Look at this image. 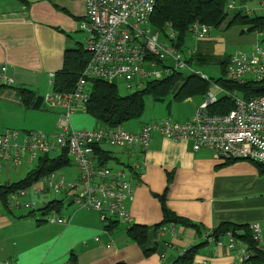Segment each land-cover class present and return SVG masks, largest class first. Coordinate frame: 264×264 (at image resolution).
<instances>
[{
    "label": "crops",
    "instance_id": "0c3cea01",
    "mask_svg": "<svg viewBox=\"0 0 264 264\" xmlns=\"http://www.w3.org/2000/svg\"><path fill=\"white\" fill-rule=\"evenodd\" d=\"M85 12L84 0H0V60L8 63L19 87L41 95L48 81V93L53 90L51 74L62 69L65 52L83 45L71 42L86 19ZM210 36L211 33L201 41L193 39L204 64L219 63L226 55V46L213 42ZM13 90L0 91V98L23 105L17 87ZM73 115L70 122L74 127ZM193 115L161 119L184 121ZM159 120L141 122L130 131L138 132L145 124ZM86 121L90 122L88 118ZM115 147L117 151L104 148L110 151L111 160L121 163L124 157L125 166L139 164L138 175L133 179L135 196L128 202L131 222L120 221L108 228L110 221H103L97 210L80 208L72 198L65 199L57 193L51 196L41 177L25 188L27 193L23 195L32 186L35 194L26 202H35L38 210L11 205V195L5 203L0 197V263L183 264L179 258L197 246L190 264H248L247 246L242 241L231 249L227 237L220 239L223 245L214 237L208 238L207 233L224 222L260 224L264 246V173L256 163L225 159L211 147L195 150L192 141L171 139L157 130L145 151L132 149L131 153L125 146ZM24 160L20 165L6 163L0 184L20 182L38 165L32 168L33 160ZM23 170L24 176L15 177ZM162 197L167 208L191 224L163 223ZM44 205L67 222H47L41 210ZM131 225L148 229L147 242L139 244L130 238Z\"/></svg>",
    "mask_w": 264,
    "mask_h": 264
},
{
    "label": "built area",
    "instance_id": "2783aa9c",
    "mask_svg": "<svg viewBox=\"0 0 264 264\" xmlns=\"http://www.w3.org/2000/svg\"><path fill=\"white\" fill-rule=\"evenodd\" d=\"M84 1L86 19L81 28L86 31L84 47L90 58L73 91L52 90L44 96L48 108L61 109L57 130L51 133L28 131L22 143L19 141L20 131H0V174L6 163L20 165L25 158L38 161L43 156L66 151L74 156L78 176L76 180L66 181L64 176L58 178L52 171L41 178L48 189L57 194L73 192L72 199L78 207L97 210L105 222L120 220L130 223L128 202L135 196L133 179L138 175L139 164L133 162L131 166L117 168L102 164L97 151L99 147L125 146L131 153L134 152L132 149L145 151L157 130L171 139L192 141L195 150L211 147L225 159H243L264 166V94L247 99L237 91L228 92L217 84L214 85L218 92L209 91L194 116L184 121L167 117L145 124L138 132L128 131L123 125L75 129L70 122L71 116L86 109L91 94L89 82L93 79L114 83L122 79L127 88L140 90L150 81L162 80L186 68L210 80L205 73L192 68L198 55L196 45H185L180 49L175 45L177 35L171 25L163 30L151 26L150 19L158 0ZM258 2L264 10V0ZM235 6L236 1L229 0L228 8L233 10ZM246 12L251 14V11ZM211 29L209 24L196 21L188 30L191 39L201 41L210 35ZM162 34L168 42L160 41ZM227 77L264 84V44L258 42L251 50H236L230 57ZM14 83L15 77L10 74L8 63L0 60V85L12 87ZM222 94L231 96L233 108L226 113L210 112V105ZM26 193V189L13 192L11 205L38 210L35 202L21 200ZM44 213L49 223L67 222L53 211ZM251 228L254 239L263 246L260 224L254 223ZM226 237L229 247L234 249L236 239L233 234L228 232ZM223 243L219 240L220 245ZM248 257L249 253L245 251V259Z\"/></svg>",
    "mask_w": 264,
    "mask_h": 264
},
{
    "label": "trees",
    "instance_id": "16d2710c",
    "mask_svg": "<svg viewBox=\"0 0 264 264\" xmlns=\"http://www.w3.org/2000/svg\"><path fill=\"white\" fill-rule=\"evenodd\" d=\"M228 3L229 0H158L150 23L155 30H163L171 25L177 35V43L175 45L180 49L187 45V42L191 39L188 29L196 21L209 24L212 28H219L228 20V27L234 25L242 26L241 33L258 32L264 35V15L248 14L242 10H237L232 14V11L228 8ZM230 57L231 55L224 56L219 61L223 71L226 72V76L224 75L217 80L210 78L207 81L194 73L184 76L181 71H175L162 80L148 82L142 89L128 95H122L118 85L114 82L93 79L89 82L91 94L86 103V112L102 125L112 127L124 125L126 122L140 117L144 113L145 99L148 96H151L155 101H165L171 97L182 101L194 95H206L214 84L221 86L228 92L237 91L247 99L264 94V92L255 90L256 82L254 81L240 82L227 77V66ZM89 58V52L83 45L68 49L65 52L62 69L57 71L52 78L53 90L60 92L73 91ZM198 62L205 63L197 55L195 63ZM17 95L26 109L48 110L44 103V96L37 95L32 89L17 87ZM233 106L231 96L222 94L217 102L210 105L209 111L212 113H226ZM97 151L101 156V163L107 165L112 159L110 151L100 147ZM68 164L69 159L66 151L57 156H43L38 160L36 168L31 170L25 179L11 185L0 184V197L5 203L13 192L29 187L34 181L44 175ZM256 165L264 173V166L257 163ZM161 199L164 210L163 223L191 224L187 219L176 216L165 206L164 197ZM51 209L47 205L41 210L50 212ZM118 222L120 220H111L108 223V228H112ZM228 232L233 234L236 242L240 240L246 244V250L249 253L246 263L264 264V246H260L254 239L253 230L248 224L238 225L224 222L214 231H211L210 234L207 233V236L208 238L212 236L215 238L214 240L218 241L224 239ZM128 234L132 240L137 241L139 244L147 242L149 238L148 229L141 225H131L128 229ZM197 249V246L187 249L178 262L190 264Z\"/></svg>",
    "mask_w": 264,
    "mask_h": 264
},
{
    "label": "rangeland",
    "instance_id": "374dc122",
    "mask_svg": "<svg viewBox=\"0 0 264 264\" xmlns=\"http://www.w3.org/2000/svg\"><path fill=\"white\" fill-rule=\"evenodd\" d=\"M236 6L232 11V14L237 10L242 11H249L253 10V14L264 15V10L259 5V0H235ZM86 14V12H85ZM228 20L224 22V24L219 28H212L211 29V38L213 42H218L220 44H224L226 46V53L225 56L232 55L236 50L243 49V50H251L255 43L260 42L264 44V35L258 32L252 33H241L242 26L234 25L228 27ZM86 31L82 28H79V31L74 33V40L71 44L76 45L77 42L83 43L85 42ZM160 41L168 42V38L165 37L163 34L160 35ZM194 40L191 39L187 42V45H192ZM194 71L205 73L209 78L217 80L222 76H226V72L223 71V67L219 63H212V64H197L193 63L192 66ZM184 76H188L192 74V71L186 68L179 69ZM119 90L122 95H128L136 90H139L137 87L127 88L126 83L124 80L120 79L117 82ZM19 83H15L12 87H2L0 91H14L16 87H19ZM46 90L41 93L42 96H46L50 90V84L46 82ZM210 91L217 93L218 89L215 85L210 87ZM220 94V93H219ZM205 96V95H204ZM203 95H194L192 97L186 98L185 100L178 101L175 97H171L166 99L165 101H155L151 96L146 97L145 99V109L144 113L129 122H126L123 126L126 130H131V128L141 122H149L153 120H159L165 116H170L173 119H185L188 118L190 114H195L196 107L200 105L204 101ZM61 112L60 108H48L47 109H25L23 105L19 104L18 102H11L6 99L0 98V130L3 131L4 129H15L20 131V139L19 141L22 143L23 138L25 136V130L28 131H44V132H54L56 131V121L59 117V113ZM194 116V115H193ZM86 117L90 120L87 122ZM74 121V128L75 129H92L96 127H103L100 122H98L94 117L88 115L86 111L77 112L73 115ZM76 123V124H75ZM85 123H90L92 125H84ZM81 124V125H79ZM95 124V125H94ZM106 148L117 151L118 147L106 145ZM60 152L52 153V156L60 155ZM123 161L118 163L115 160H111L107 165L111 167H125L124 157H121ZM69 164L63 166L55 170L56 176L60 178L61 176L65 177L66 181H73L74 176L78 175V168L76 167V162L74 156L72 154H68ZM25 161V160H24ZM38 164L37 160L33 161L34 168ZM3 170V169H2ZM3 172V171H2ZM22 173L19 176H24L26 171H21ZM18 180V178L16 179ZM29 193L26 196H22L21 200L26 202L28 198H31L32 195L35 194L33 191L32 186L29 188ZM50 195L53 196L55 192L53 190H49ZM63 198H67L71 200L73 192L69 194L61 193L57 194ZM33 202V201H31ZM25 209V208H24Z\"/></svg>",
    "mask_w": 264,
    "mask_h": 264
},
{
    "label": "water",
    "instance_id": "95a60500",
    "mask_svg": "<svg viewBox=\"0 0 264 264\" xmlns=\"http://www.w3.org/2000/svg\"><path fill=\"white\" fill-rule=\"evenodd\" d=\"M257 92H264V84H258L255 86Z\"/></svg>",
    "mask_w": 264,
    "mask_h": 264
}]
</instances>
